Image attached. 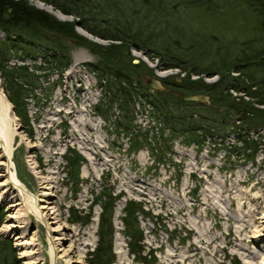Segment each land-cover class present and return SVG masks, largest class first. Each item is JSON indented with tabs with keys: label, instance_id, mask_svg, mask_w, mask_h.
Masks as SVG:
<instances>
[{
	"label": "rangeland",
	"instance_id": "obj_1",
	"mask_svg": "<svg viewBox=\"0 0 264 264\" xmlns=\"http://www.w3.org/2000/svg\"><path fill=\"white\" fill-rule=\"evenodd\" d=\"M28 1L59 20L78 22L76 16L39 0ZM165 2L167 15L174 16L184 40L197 39L194 34L202 32L232 44L261 37L246 0H209L207 6L197 0L198 5L188 0ZM74 30L91 43H110L78 23ZM114 57L119 64L146 69L133 73L149 91H166L174 99L187 94L159 80L180 83L187 71L164 69L156 57L133 45ZM70 58L61 74L42 78L41 87L27 99V124L14 114L0 77L16 124L10 170L20 183L16 186L10 178L0 141V245L8 250L9 261L87 264L98 241L101 208L96 198L109 193L114 198L111 264H264V222L254 221L264 214L259 208L264 200V144L253 155L235 142L234 134L206 135L201 146L186 145L164 129L138 97L130 110L128 126L135 134L131 136L115 107L102 110L111 82L106 76L99 80L100 74L92 69L98 55L73 44ZM208 61L195 58L182 66L195 65L199 74L190 73L191 80L213 83L217 76L204 71ZM150 78L159 81L161 90L146 85ZM136 86L137 92L143 89ZM194 102L207 104L208 98ZM134 136L138 147L130 149ZM255 136L249 131V137ZM68 149L84 159L77 181L67 179L63 156ZM128 201L143 211L136 219L142 262L130 254L123 232L122 210Z\"/></svg>",
	"mask_w": 264,
	"mask_h": 264
},
{
	"label": "trees",
	"instance_id": "obj_2",
	"mask_svg": "<svg viewBox=\"0 0 264 264\" xmlns=\"http://www.w3.org/2000/svg\"><path fill=\"white\" fill-rule=\"evenodd\" d=\"M39 1L64 14L76 16L78 22L59 20L28 0H0V77L7 99L21 123L27 124L29 120L27 99L41 87L42 78L47 79L53 73L61 74L69 66L70 48L74 44L98 55L99 60L92 69L100 74L99 80L106 76V80H110L108 83L111 82L104 91L106 101L103 105L106 107L102 110L105 113L107 108L115 107L122 114L121 120L127 123L124 126L130 130L131 136L135 134L128 126L130 110L136 104L134 98L138 97L149 106L154 119L186 145L201 146L206 135L234 134L235 142L253 155L264 144V0H246L258 22L261 37L245 38L237 44L210 32L194 34L197 39L184 40L174 16L172 19L167 15L169 9L165 0ZM195 1L188 0L189 4L198 5L200 2L199 5L207 6L209 3V0ZM75 23L110 43L89 42L75 32ZM128 45L145 51L151 58L156 57L164 69L187 71L180 83L170 82L167 78L159 80L183 93L203 94L208 103L183 101L181 97L174 99L166 91H149L142 87L133 72L146 69L133 63L128 67L115 60L114 56ZM195 58L209 59L204 71L217 76L215 82L189 78L190 73H199L194 64L191 69L182 64ZM136 84L143 89L137 92ZM46 90L43 88V92ZM224 129L226 133L222 131ZM259 129L261 133L257 131ZM249 131L256 134L255 138L249 137ZM137 137L130 142V149H137ZM63 157L67 179L77 181L83 157L73 149H68ZM113 199L109 193L96 198L101 208L98 241L87 264H111L113 261ZM122 211L121 221L129 252L136 262H142L145 260L139 246L142 235L136 219L143 211L132 201L126 202ZM8 255V250L0 245V264H14Z\"/></svg>",
	"mask_w": 264,
	"mask_h": 264
},
{
	"label": "bare ground",
	"instance_id": "obj_3",
	"mask_svg": "<svg viewBox=\"0 0 264 264\" xmlns=\"http://www.w3.org/2000/svg\"><path fill=\"white\" fill-rule=\"evenodd\" d=\"M10 109H11L10 104L0 89V141H2L1 144L2 156L4 157V160L7 164L8 171L11 172L10 178L13 180V183H15L16 186H18L20 185V183L15 177V174L10 170V166L12 165V151L14 146L13 141H14V136L16 134L15 119ZM12 122H14L13 128L11 124ZM41 179L42 182H48V178L46 177H41ZM263 201L259 203L261 214L264 213V205H262ZM261 218H264V214H262L260 218H256L254 221L257 223L259 221L261 224V222H264L263 220H259Z\"/></svg>",
	"mask_w": 264,
	"mask_h": 264
},
{
	"label": "water",
	"instance_id": "obj_4",
	"mask_svg": "<svg viewBox=\"0 0 264 264\" xmlns=\"http://www.w3.org/2000/svg\"><path fill=\"white\" fill-rule=\"evenodd\" d=\"M146 85L153 90H161L159 81L153 78L147 80ZM182 99L185 101H207L205 96L196 95V94H182Z\"/></svg>",
	"mask_w": 264,
	"mask_h": 264
}]
</instances>
